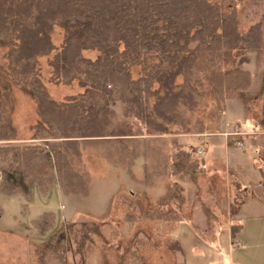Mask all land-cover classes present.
I'll return each mask as SVG.
<instances>
[{
    "label": "trees",
    "instance_id": "trees-1",
    "mask_svg": "<svg viewBox=\"0 0 264 264\" xmlns=\"http://www.w3.org/2000/svg\"><path fill=\"white\" fill-rule=\"evenodd\" d=\"M55 26L62 30L58 47L51 38ZM0 45L7 48L10 79L35 100L39 118L31 141L10 142L15 131L0 91V163L7 170L23 172L39 188L57 181L66 194L87 195L83 148L94 147L133 178L137 136H145L155 141L144 151L142 183L151 188L160 176H176L180 187L204 162L192 158L174 135L209 129L197 119L192 127L193 113L212 86L219 92L225 77L241 73L248 53L264 66V8L242 32L234 2L227 8L216 0H0ZM84 49L97 55L85 57ZM51 52V80L77 81L82 88L59 102L37 69L38 58ZM132 66L141 67L136 78ZM117 104L135 124V135L121 129ZM262 110L259 130L264 104ZM253 163L264 205V146L256 148ZM239 227L231 225L232 237Z\"/></svg>",
    "mask_w": 264,
    "mask_h": 264
},
{
    "label": "rangeland",
    "instance_id": "rangeland-1",
    "mask_svg": "<svg viewBox=\"0 0 264 264\" xmlns=\"http://www.w3.org/2000/svg\"><path fill=\"white\" fill-rule=\"evenodd\" d=\"M216 1L227 8L235 3L242 32L260 19L264 8V0ZM51 38L58 47L62 30L55 26ZM82 53L91 59L97 55L89 49ZM248 54L241 73L225 77L219 92L212 86L193 113L192 127L197 119L209 129L174 135L200 163L205 139L227 135L226 145L212 146L209 164L204 163L192 181L179 182L180 187L174 185L176 176H160L151 188L142 183L144 151L154 146L155 139L145 136L136 135L140 152L132 166L133 178L100 157L94 147L83 148V164L90 175L87 195L66 194L57 181L39 188L23 172L7 170L0 163V264H80L81 260L85 264H264V215L257 213L258 207H250L239 219L236 216L239 205L253 196L240 190L237 179L259 178L250 164L256 150L252 145L264 146V130H259L263 60L256 62L255 53ZM52 56L53 52L39 57L37 69L49 96L59 102L82 88L77 81L51 80ZM8 71L7 48L0 45L1 100L15 131L10 142H28L39 120L36 103L12 82ZM141 72L140 66L131 67L133 78ZM114 108L121 129L135 135V124L122 117V105ZM234 223L240 227L232 237Z\"/></svg>",
    "mask_w": 264,
    "mask_h": 264
},
{
    "label": "crops",
    "instance_id": "crops-1",
    "mask_svg": "<svg viewBox=\"0 0 264 264\" xmlns=\"http://www.w3.org/2000/svg\"><path fill=\"white\" fill-rule=\"evenodd\" d=\"M252 134L254 133H257V131H251ZM221 134V133H220ZM227 135H224L223 133L221 135H216V136H211V137H208L207 139H205L206 141H208L206 144H205V148H204V151H205V156L203 157V162L207 165L209 164V162L212 160L210 159V155L212 153V146H215L214 144H216V146H219L220 144H225L227 143ZM185 141L187 142V138L184 137ZM245 139V138H244ZM184 141V142H185ZM245 141L248 142V139L246 138ZM181 142V141H180ZM250 144V143H249ZM243 145V144H242ZM251 145V144H250ZM254 147V150L256 149V147L254 145H252ZM201 150L202 152V149L201 147L198 148ZM200 152V153H201ZM238 157H241V156H238ZM229 158V156H228ZM229 161V159H228ZM239 161L243 162L242 159L240 158ZM251 166H253V168L256 170L257 168L255 167L253 161L252 163H250ZM258 170V169H257ZM258 179H237L238 181V184L240 185V190L242 192H246V193H249L250 191L252 192L253 196H247L248 198H246L247 200L243 201L238 209H237V218L239 219V217H242L243 215H245V213L247 212V210L251 208H256L258 207L259 208V211L257 213L261 214V215H264V205H263V202H262V197H261V188H260V185H259V180H260V174H259V171H258ZM262 193V192H261ZM256 194V195H255ZM254 198H256L254 200ZM261 198V200H260ZM259 200V201H258Z\"/></svg>",
    "mask_w": 264,
    "mask_h": 264
},
{
    "label": "bare ground",
    "instance_id": "bare-ground-1",
    "mask_svg": "<svg viewBox=\"0 0 264 264\" xmlns=\"http://www.w3.org/2000/svg\"><path fill=\"white\" fill-rule=\"evenodd\" d=\"M197 152H198V153H200V152H201V150H200V149H197Z\"/></svg>",
    "mask_w": 264,
    "mask_h": 264
}]
</instances>
